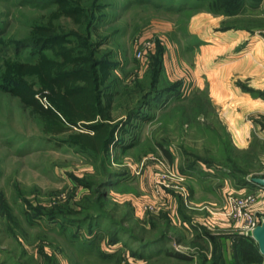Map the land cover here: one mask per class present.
I'll list each match as a JSON object with an SVG mask.
<instances>
[{
	"label": "rangeland",
	"instance_id": "obj_1",
	"mask_svg": "<svg viewBox=\"0 0 264 264\" xmlns=\"http://www.w3.org/2000/svg\"><path fill=\"white\" fill-rule=\"evenodd\" d=\"M259 1L252 0L250 11L243 3L241 14L228 24L248 25L264 37V3L259 7ZM99 2L102 17L97 28L105 37L101 51L108 53L112 62L110 81L112 89L117 90L114 115L125 119L127 111L148 92L153 77L151 63L158 61L161 49L159 87L180 81V91L170 92L169 96L164 92L150 110L142 108L140 116L125 126L126 132L119 134L125 145L133 146L125 151L112 148L110 158L102 162L61 143L62 134L43 133L38 120L0 84V264H128L127 256L137 258L135 247L137 251L144 249V242L136 240H156L163 233L171 236V240H161L165 250L177 247L175 252L186 257L161 254L147 264H193L187 254H203L214 247L216 258L223 246L220 249L216 243L209 245L191 236L198 230L187 232L184 222L194 216L205 218L207 208L198 209L202 205L215 207L216 213L227 194L225 181L196 173V180L185 181V187L187 183L193 186L199 199L193 202L195 208L183 206V197L176 192L177 207L164 210L153 195V178L164 169L188 177L199 165L230 177L235 184L244 175L264 176V114L242 117L250 142L246 148H232L225 125L217 122L216 110L200 99L203 94L183 72L182 31L176 39L173 32L172 36L168 32L174 24L182 29L185 16L175 7L183 0ZM203 4L210 8L208 0ZM54 7L55 0H0V71L6 58L33 60L28 48L19 46V42ZM255 11H260L262 17ZM61 23L71 27L68 19ZM145 42L151 46L139 57ZM173 46L177 49L168 58V49ZM191 96L198 97L185 100ZM160 145L170 151L171 159ZM113 172L119 175L117 182L106 185ZM201 179L208 180L209 188ZM163 198L168 207L167 197ZM145 203H155L156 210L143 211ZM139 208L145 216L142 219L136 215ZM151 249L146 251L150 254L155 248Z\"/></svg>",
	"mask_w": 264,
	"mask_h": 264
},
{
	"label": "trees",
	"instance_id": "obj_2",
	"mask_svg": "<svg viewBox=\"0 0 264 264\" xmlns=\"http://www.w3.org/2000/svg\"><path fill=\"white\" fill-rule=\"evenodd\" d=\"M203 1L197 2L200 4ZM208 1L213 12L216 5L226 14L239 13L244 3V0ZM189 2L190 0H183L182 5L175 8L181 12ZM101 7L99 0H55V7L46 18L34 24L27 36L19 42V46L28 48L33 60L4 59L0 84H4L5 91L17 97L21 106L38 120L43 133L54 136L62 134L59 139L61 143L103 162L107 157L110 158L112 148L125 151L133 146L125 145L119 134L124 133L125 126L132 119L140 116L141 109L150 110L164 92H168V96L170 92H179L182 82L165 81L166 86L159 87L163 69L161 49L158 61L151 63L153 77L148 92L141 95L135 107L127 111L125 119L114 115L117 90L112 89L110 81L112 62L108 53L101 51L105 37L103 39L97 28L102 17ZM62 19H68L71 27L63 25ZM198 92L203 94L199 96L200 99L215 110L206 92ZM191 97H186L185 100L192 101L198 96ZM261 97H264V92ZM216 118L222 125L217 114ZM224 132L232 148H235L225 127ZM160 146L163 153L171 159L170 151ZM117 177L119 175L113 172L112 179L106 185H115ZM237 185L254 186L245 175L238 180ZM261 261L263 256L255 241L250 236L236 234L235 264H259ZM217 263L219 255L208 262Z\"/></svg>",
	"mask_w": 264,
	"mask_h": 264
},
{
	"label": "crops",
	"instance_id": "obj_3",
	"mask_svg": "<svg viewBox=\"0 0 264 264\" xmlns=\"http://www.w3.org/2000/svg\"><path fill=\"white\" fill-rule=\"evenodd\" d=\"M194 2L195 0H190L186 8L178 13L185 16L182 29L178 24H174L175 28L169 29L168 32L171 36L173 32V36L176 39L177 35L182 31L180 38L183 37L184 46L183 72L189 76L188 82L195 89L206 92L226 130L229 134L231 132L232 144L237 148H246L250 142V136L247 134V126L241 122L242 117L264 114V97H261V93L264 92V37L261 34H256L255 30L253 32L248 25L235 27L233 22L228 24V21L235 19L241 12L226 14L219 10L216 5L215 12H213L205 4L200 3L196 6ZM245 2L244 0V6L249 5L248 10L250 11L252 0ZM261 2L264 3V0L258 2L259 7ZM254 14L262 17L260 11H255ZM226 25L229 27H225ZM176 49V46L169 47L167 57L170 58ZM175 64L176 61H173L172 66L174 67ZM164 67L166 70V66ZM173 74L175 75V72ZM185 81L183 82L185 83ZM196 169L197 171L191 173L188 177L185 175L190 182L193 179H197L193 177L197 173L206 176L203 177L206 179H212L215 176V178L225 181L226 185H228L225 190L226 193L228 189L229 191H237L243 188L249 190L253 188L250 185L238 186L230 177H222L220 174L216 175L217 173L213 169L205 166L199 165ZM206 179L205 182L201 180L206 183L208 181ZM206 184L209 188L210 183L207 182ZM186 190L187 195H189L187 196V202L184 199L182 200L183 206L193 210L196 206L193 202L195 200L197 202L199 199L194 194L193 186L188 185V183ZM137 192L141 191L137 190ZM176 192L178 191L175 189H163L164 196L167 197L168 207L165 205L163 198L160 203L161 208L174 210L177 207L175 202ZM202 206L201 208L198 207V209L202 210ZM204 213L205 218L203 219L195 218L194 216L190 222H184V228L187 229V232H194L196 228L198 231L191 232V236L194 235L197 239L204 241V243L209 245L212 243L215 245L216 243L219 248L220 245L223 246L222 251L218 254L219 263L232 262L234 260L235 236L238 234L233 223L225 218L215 217L208 211H204ZM191 214L194 215L193 212ZM136 215L141 219L145 217L140 208L136 211ZM163 215H166V213ZM197 223L199 225H196ZM170 237L167 234H161L156 240L146 242L144 239L136 240L139 243L144 242L143 248L145 251L147 249L152 250L151 248L156 249V247L159 249H153L149 254L148 251H143L144 249L137 251L138 247H135L133 253L137 254V258L127 256L126 261L128 264H132V262L133 264H147L148 261H152L153 258H157L156 256H161V254L171 258L186 257L177 253L178 251L175 252L177 247L165 250V247H163L165 243H161V240L166 238L171 240ZM117 243L115 242V244ZM187 256L193 264H208L209 260L213 259V257L215 258V247L213 251L207 250L203 254L193 252L187 254Z\"/></svg>",
	"mask_w": 264,
	"mask_h": 264
},
{
	"label": "built area",
	"instance_id": "obj_4",
	"mask_svg": "<svg viewBox=\"0 0 264 264\" xmlns=\"http://www.w3.org/2000/svg\"><path fill=\"white\" fill-rule=\"evenodd\" d=\"M151 43H143V48L138 52L137 56H142ZM186 176L179 174L173 170L164 169L158 172L153 178V195L157 196L158 201H163V189H175L178 191L185 202H187V190L185 187ZM257 188H256V187ZM252 189H240L227 192L223 202L219 205L216 213L215 207L203 205L202 208H207L208 212L216 217L225 218L233 223L238 234L249 236L250 231L259 224L260 215L264 214V187L254 185ZM143 204V211H155L156 204ZM215 206V205H214Z\"/></svg>",
	"mask_w": 264,
	"mask_h": 264
},
{
	"label": "water",
	"instance_id": "obj_5",
	"mask_svg": "<svg viewBox=\"0 0 264 264\" xmlns=\"http://www.w3.org/2000/svg\"><path fill=\"white\" fill-rule=\"evenodd\" d=\"M253 185L264 187V176H253L247 178ZM260 222L249 233V236L255 241L260 254L263 256L264 264V214L259 217Z\"/></svg>",
	"mask_w": 264,
	"mask_h": 264
}]
</instances>
